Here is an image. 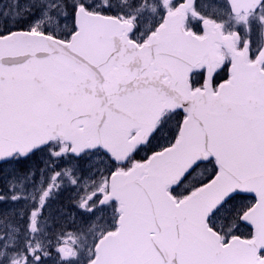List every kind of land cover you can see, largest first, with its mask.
I'll return each instance as SVG.
<instances>
[{
	"label": "snow or ice",
	"instance_id": "snow-or-ice-1",
	"mask_svg": "<svg viewBox=\"0 0 264 264\" xmlns=\"http://www.w3.org/2000/svg\"><path fill=\"white\" fill-rule=\"evenodd\" d=\"M0 264H264V0H0Z\"/></svg>",
	"mask_w": 264,
	"mask_h": 264
}]
</instances>
